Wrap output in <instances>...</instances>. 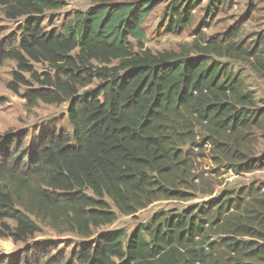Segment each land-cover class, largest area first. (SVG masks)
Segmentation results:
<instances>
[{
  "label": "trees",
  "instance_id": "16d2710c",
  "mask_svg": "<svg viewBox=\"0 0 264 264\" xmlns=\"http://www.w3.org/2000/svg\"><path fill=\"white\" fill-rule=\"evenodd\" d=\"M67 1L0 0V12L15 21ZM201 1L168 0L160 27L183 33ZM89 2L59 32L24 22L17 49L0 53V65L16 64L12 84L28 86V74L36 85L23 96L27 107L67 103L71 128L41 135L28 153L22 135H0V238L24 243L44 226L93 239L74 263L34 247L0 264H264V183L215 193L224 174L264 171V110L221 62L264 78V38L246 46L233 28L152 52L143 24L160 0ZM198 196L206 199L158 212L129 235H94L156 202Z\"/></svg>",
  "mask_w": 264,
  "mask_h": 264
},
{
  "label": "rangeland",
  "instance_id": "374dc122",
  "mask_svg": "<svg viewBox=\"0 0 264 264\" xmlns=\"http://www.w3.org/2000/svg\"><path fill=\"white\" fill-rule=\"evenodd\" d=\"M209 0H202L200 5L191 12V24L179 35L165 32V27H160L164 16V10L168 0H160L159 5L144 20L143 29L147 39L145 47L152 52L165 50L178 51L180 46H189L195 37L210 38L223 34L229 29H239L238 39L245 42L246 46L253 44L255 39L264 38V0H214L213 5L217 10L210 13V17L204 20L205 7ZM90 6L89 0H68L66 6L56 12H48L41 16L24 17L19 20H6L0 12V53L17 49L21 39L20 28L24 22L32 20L39 23L44 32L51 30L61 31L66 20L70 19L74 12L85 11ZM200 24H203L200 28ZM196 32V33H195ZM264 48V39L260 40ZM135 44L134 41H132ZM228 69L244 84L254 101L255 108L264 110V78L258 77L244 64L222 60ZM37 73L47 70L45 65L33 64ZM13 72H16V64L13 61H5L0 65V135H22L24 150L29 152L41 135L46 133L57 134L65 131L71 134V128L67 121V103L61 105H46L37 102L33 107H27L23 96L36 89L28 74L21 75L29 83L28 86L17 85L13 82ZM12 84V85H11ZM94 82L86 89L94 88ZM16 87V92L14 91ZM85 89L81 90L82 93ZM258 149H264V139H260ZM255 180L261 181L255 176L234 177L232 174H224L216 180L215 193L224 189L248 184ZM206 197L188 203L176 201H160L150 205L145 210L138 212L134 217L120 216L111 225L101 227L94 235H108L116 230H122L129 235L136 227L147 224L150 218L161 211L181 210L185 206L205 200ZM91 239H82L75 234H58L48 227H42L41 232L24 243H14L11 239L0 238V260L9 258L24 250L34 247L48 248L51 257H61L65 262L73 261V253L85 246Z\"/></svg>",
  "mask_w": 264,
  "mask_h": 264
},
{
  "label": "built area",
  "instance_id": "2783aa9c",
  "mask_svg": "<svg viewBox=\"0 0 264 264\" xmlns=\"http://www.w3.org/2000/svg\"><path fill=\"white\" fill-rule=\"evenodd\" d=\"M250 176H255L256 179H258V177L260 176V178H262L261 183H264V171H258V172H255L253 174H250ZM262 191H264V189H262Z\"/></svg>",
  "mask_w": 264,
  "mask_h": 264
},
{
  "label": "crops",
  "instance_id": "0c3cea01",
  "mask_svg": "<svg viewBox=\"0 0 264 264\" xmlns=\"http://www.w3.org/2000/svg\"><path fill=\"white\" fill-rule=\"evenodd\" d=\"M250 175H246V176H244V177H249ZM257 181H259V180H257Z\"/></svg>",
  "mask_w": 264,
  "mask_h": 264
}]
</instances>
